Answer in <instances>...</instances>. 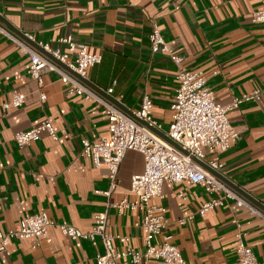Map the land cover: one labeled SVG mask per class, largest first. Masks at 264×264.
Masks as SVG:
<instances>
[{"label": "crops", "instance_id": "1", "mask_svg": "<svg viewBox=\"0 0 264 264\" xmlns=\"http://www.w3.org/2000/svg\"><path fill=\"white\" fill-rule=\"evenodd\" d=\"M261 5L262 0H0V25L53 46L69 33L86 43L89 52L101 55L100 63L88 69L90 86L106 99L112 97L127 113L139 108L143 95L151 96L152 117L161 133L172 121L170 102L178 83L169 56L150 51L153 23L173 51L184 57L185 68L206 77L219 104L259 89V99L242 101L227 111L239 137L221 154V174L264 205V23L251 21V12ZM42 80L39 85L30 77L27 55L0 33V230L15 229L24 217L44 212L54 223L67 222L87 232L108 202L124 195L134 199L130 181L143 171L144 158L138 151H127L119 182L110 190L107 166H95L79 155L83 139L93 142L107 133L103 106L91 98L68 96L55 72L44 73ZM110 87L113 92L107 95ZM13 92L22 93L24 102L5 110ZM40 92L45 94L43 101ZM45 119L51 121L57 139L43 132L40 139L19 148L13 134ZM212 157L207 152L205 159ZM238 194L259 213L229 199L181 224L180 218L197 212L215 194L207 185L188 180L162 184V199H152L151 204L164 206L166 231L185 264H237L233 219L246 232L256 258L264 260V209ZM137 214L109 208L108 230L143 249ZM153 241L159 243L161 237ZM33 245L32 239H11L8 252H0V264H96V256L103 253L100 238L69 240L56 225ZM113 245L124 248L117 239Z\"/></svg>", "mask_w": 264, "mask_h": 264}, {"label": "built area", "instance_id": "2", "mask_svg": "<svg viewBox=\"0 0 264 264\" xmlns=\"http://www.w3.org/2000/svg\"><path fill=\"white\" fill-rule=\"evenodd\" d=\"M251 21L264 23V0L258 9L251 12ZM0 33L27 55L29 75L39 85L43 83L44 73L55 72L65 85L68 96L91 98L103 106L108 117L107 133L93 142L83 139L79 155L90 159L95 166H107L110 190L119 182V166L127 151H138L144 158L143 171L133 175L130 181L129 192L134 194V199L129 200L124 195L118 202H108L105 210L94 216L90 231L84 232L67 222L54 223L44 212L28 215L20 220L17 228L0 230V252H8L11 239H32L35 247L46 236L47 228L56 225L69 240L100 238L103 253L96 256V264H139L148 260L157 264H185L182 252L171 241V234L166 231L168 221L164 216V206L151 204L152 199H162L164 182L175 184L188 180L192 183H203L215 194L197 212L180 218L181 224L192 219L195 214L203 216L207 211L224 205L229 199H234L238 206L247 207L250 213H259L250 202L199 163L203 162L208 168L221 173V154L239 137V132L227 119V111L242 101L259 99V89L235 97L227 105L219 104L213 91L206 86V77L200 72L185 68L184 57L173 51L171 43L163 39L158 26L153 23L149 34L151 53L167 54L176 67L175 77L178 84L170 102L172 121L164 132L177 144L178 147H175L158 134L161 125L152 117L151 96L143 95L139 108L127 113L87 83L88 69L100 63L101 55L89 52L86 43L70 33L59 36L54 46L49 42L36 40L26 33L21 36L1 25ZM112 92L113 87H110L105 93L111 95ZM39 99H45L43 92H40ZM23 102L24 95L13 92L3 107L5 110L19 108ZM43 132L57 139L51 121L45 119L28 130L15 132L13 140L22 148L40 139ZM207 152L213 154L211 159H205ZM103 193L109 195L110 191ZM178 196L183 198L181 194ZM111 207L118 211L127 209L138 213L135 226L144 231L143 249L129 245V237L114 235L108 230V209ZM232 222L235 225L233 249L237 264H264V260L256 258L251 245L246 241V232L239 221L233 219ZM158 235L161 242L154 243L153 240ZM115 239L124 243L122 250L115 249Z\"/></svg>", "mask_w": 264, "mask_h": 264}, {"label": "water", "instance_id": "3", "mask_svg": "<svg viewBox=\"0 0 264 264\" xmlns=\"http://www.w3.org/2000/svg\"><path fill=\"white\" fill-rule=\"evenodd\" d=\"M21 36H23V33H20ZM87 83L89 85H92L88 80ZM109 99H111L112 101L113 98L112 97H108ZM158 132V131H157ZM158 134L164 138L166 141H168L169 143H171L172 145H174L175 147H178L176 143H174L171 139H169L164 133L158 132ZM203 167H205L208 171L212 172L214 175H216L217 177H219L221 180H223L224 182H226L231 188H233L235 191H237L238 193H240L241 195H243L245 198L251 200L252 202H254L256 205H258L259 207L264 209V205L261 204L259 201L253 199V197H251L248 193H246L244 190L240 189L237 185L233 184L230 180H228L225 176H223L221 173L216 172L210 168L207 167L206 164H204L203 162H199Z\"/></svg>", "mask_w": 264, "mask_h": 264}]
</instances>
